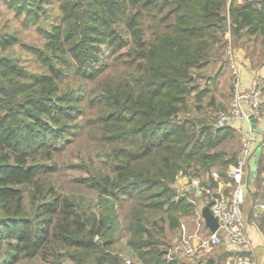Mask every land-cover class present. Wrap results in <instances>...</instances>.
I'll return each mask as SVG.
<instances>
[{"label":"trees","instance_id":"trees-1","mask_svg":"<svg viewBox=\"0 0 264 264\" xmlns=\"http://www.w3.org/2000/svg\"><path fill=\"white\" fill-rule=\"evenodd\" d=\"M44 1L49 0L35 2L36 13L44 11ZM58 1L61 22L43 29V50L55 58L66 56V71L50 62L44 72L33 74L0 55V204L5 208L0 216V254L5 257L0 264L32 257L53 264L66 258L71 264H125L111 249L119 222L116 200L123 196L135 202L127 243L139 263L181 264L164 258L165 240L149 230L147 211L169 213L168 228H177L179 217L193 211L185 194H175L177 177L195 176L189 169L198 164L208 170L202 184L214 188L212 170L226 178V168L235 164L234 150L220 163L222 152L210 150L234 127L215 126L200 105L192 110L188 99L208 91L203 86L193 93L196 79L205 78L201 70L222 56L226 14L230 35L254 36L264 48V0ZM15 41L4 34L0 47ZM101 45L111 54L118 52L110 68L122 67L117 76L108 74L100 96L101 135L119 143L113 178L98 180L102 194L96 212L79 210L74 197L52 188L44 195L39 187L32 191V208L27 210L21 186L37 184L38 173L53 169L44 161L68 132L61 118L79 110L77 89L62 90L58 84L70 74L94 76L106 65L96 63ZM43 59L48 60L45 54ZM217 163L224 168L221 173ZM259 221L262 226L264 218Z\"/></svg>","mask_w":264,"mask_h":264},{"label":"rangeland","instance_id":"rangeland-1","mask_svg":"<svg viewBox=\"0 0 264 264\" xmlns=\"http://www.w3.org/2000/svg\"><path fill=\"white\" fill-rule=\"evenodd\" d=\"M241 0H233L240 2ZM37 0H0V38L5 35H13L16 38L15 43L4 48L0 47V55H6L13 60L23 65L26 70L31 73H40L46 70L48 63H55L63 68L64 58L66 56L55 58L51 53L43 50L46 36L43 29H51L55 23L61 22V12L59 10L58 0H49L42 2L41 8L43 12H37L34 9ZM29 10V11H28ZM227 18L226 43L221 49L222 56L214 62L209 63L201 70L206 78H197V90L208 87V91L201 95L198 99L189 97L188 102L193 109L196 103L202 107L201 113L209 119V122L214 121L215 114L220 109L227 108L233 97V88L231 85V62L236 63L238 68L240 64L245 62L248 69H256L264 62V48L260 42L254 39V36L242 34L240 37H234L228 33L229 18ZM231 51V57L228 58L226 51ZM122 50V49H121ZM241 52V53H240ZM110 53L109 49L101 45V49L97 54V64L105 63L98 72L92 77H75L72 74L62 77L58 84L59 89L75 88L80 96L78 103L79 110L72 113L73 117L63 116L61 122L67 124V133L64 138L59 140V147L52 152V158L46 162L53 169L43 171L37 175V184H25L21 188L24 191L25 208L31 210V194L32 191L41 189L42 194L48 195V188H52L57 193L67 194L75 198L79 210L88 212L97 211L99 204L100 186L98 180L104 175L113 178V167L118 163L119 157L115 155V148L119 146L116 140L105 139L100 131V116L101 110L104 108L101 97V87L108 74L117 76V72L121 71V64L116 68H110L112 59L117 55ZM46 55L48 60L44 61L43 55ZM241 58V59H240ZM100 64V65H99ZM97 66V65H96ZM220 66V67H219ZM219 68V69H218ZM63 70H67L63 68ZM218 70V71H217ZM264 74V71L262 70ZM257 83V82H256ZM258 84V83H257ZM260 84V83H259ZM258 84V85H259ZM260 86V85H259ZM61 92L60 90L58 91ZM261 92L264 96V85L261 87ZM192 93V94H193ZM264 114V102L260 109V115ZM259 120V118H258ZM235 125V124H234ZM233 127V125H230ZM73 128V129H72ZM241 133L238 127L234 131L227 132L226 137L217 148L222 152L219 156V163L224 156H227L230 150H238L241 145ZM262 153L258 159V165L261 164V174L264 175V146ZM224 152V153H223ZM224 168L217 163V173H221ZM196 171L193 177H199L202 182H205L208 177V170L204 167H199L194 164L193 169H189V173ZM219 176V175H218ZM185 177L187 184L182 186L177 179ZM192 177L180 174L172 184L175 194L188 195L194 199V207L198 204L203 205L209 198L205 194H189V182ZM207 182V181H206ZM258 182V181H257ZM261 188H258L259 196H264V181L261 183ZM230 190L232 187H229ZM105 190L108 188L105 186ZM31 191V192H30ZM38 191V190H37ZM36 191V192H37ZM40 196L39 194H37ZM177 198V197H174ZM134 200L123 196L116 200V211L118 213V224L115 226L113 233V243L111 249L119 254L124 260L128 258L133 262L139 263L136 250L128 245L127 239L130 236L129 231V214L130 208L134 205ZM244 203V202H243ZM3 205L0 204V216L4 211ZM162 210L147 211V226L149 230L155 232L157 238H163L165 244L162 247L168 248L172 243V236L175 234L176 227L168 228L169 219ZM33 216V213H31ZM196 217L194 214H187L180 218L189 228H193ZM155 224V225H154ZM196 224V223H195ZM162 226V227H160ZM158 227V228H157ZM157 229V231H156ZM214 247L209 251L201 253L209 254L216 250ZM198 254L197 258L187 259L184 264H195L196 261L203 255ZM1 258L5 255L0 254ZM200 260V259H199ZM13 264H53L50 260L44 261L38 257L20 259ZM62 264H71L69 258L62 259ZM140 264V263H139Z\"/></svg>","mask_w":264,"mask_h":264},{"label":"built area","instance_id":"built-area-1","mask_svg":"<svg viewBox=\"0 0 264 264\" xmlns=\"http://www.w3.org/2000/svg\"><path fill=\"white\" fill-rule=\"evenodd\" d=\"M228 58L231 51H226ZM231 85L233 97L230 105L225 109H220L214 117V125H237L241 133V145L238 149L236 162L231 166L230 177L234 184L230 193L224 195L221 191H215L208 185H203L199 177H192L189 182V190L198 194L209 196V209L216 217L218 227L215 231H209L203 225L205 232L200 227L192 233H187L184 224H181V232L176 241L165 249L164 258L168 261L174 260L178 256L195 258L202 251H209L221 244H228L234 250V264H256L252 256V246L245 231L243 223V202L244 192L241 186V177L246 165L250 163L252 156L253 140L251 138L252 128L250 127L248 116L253 113L257 118L260 116V109L264 102L261 87L255 82L243 87L241 83L239 68L236 63L231 62ZM245 124L248 125V129ZM259 146H264V136H262ZM214 178H218L216 170H212ZM254 205L264 209V198L256 197ZM200 218V216H199ZM200 220L203 223L202 218ZM201 224V225H202ZM125 264H139L125 258Z\"/></svg>","mask_w":264,"mask_h":264},{"label":"crops","instance_id":"crops-1","mask_svg":"<svg viewBox=\"0 0 264 264\" xmlns=\"http://www.w3.org/2000/svg\"><path fill=\"white\" fill-rule=\"evenodd\" d=\"M262 70L264 71V62H262L261 65H259V67L256 69H248L245 65V62H243V64L241 63L239 67V73L242 86L246 87L257 82L258 84L260 83L259 85L260 87H262L264 85V74L262 73ZM259 121L264 125V114H261L259 116ZM245 126L248 129V125L245 124ZM233 127L237 128V125H234ZM263 132L264 130H252L251 132V138L253 140L252 156L250 163L244 168L240 181L244 192L243 223L245 231L251 242L252 256L255 259L256 264H264V224L262 226L259 225V219L261 217L264 218L262 215L264 209L254 205V200L256 197L264 198V196H259V194L257 193L259 190L258 188H261V183L264 181V175L261 174V168L259 169V166H257L259 156L262 153V148L259 146V142L263 136ZM237 152L238 150H234L233 155L237 156ZM232 165L233 164H230L226 168V178L218 176V178L216 179V187H214L215 191H221L224 195H228L230 193L229 187H232L234 184L233 179H231L229 175ZM177 180L181 182L182 186L187 184V180L185 177ZM188 193L195 194L196 192H194L193 190H189ZM205 197L208 198L207 195H205ZM186 198L189 202H191L192 205H194V199L189 198L188 195L186 196ZM201 206V204H198L196 207L193 206V211L189 213L194 214V216L196 217V224L193 223V228L190 229L187 224L180 220L182 216L187 214L181 215L179 217V226L176 228L175 234L171 237L172 243L177 240L181 232V224H184L187 233H192L198 227H200L201 230L205 232V230L203 229L204 224H202V221L200 220ZM216 248V250L210 252L209 254L201 253V255H204L200 257V260L198 259L195 264H234V250L232 249V246H229L226 243L218 245L216 246ZM175 259H178L181 264H184L186 260L190 258L178 256Z\"/></svg>","mask_w":264,"mask_h":264},{"label":"water","instance_id":"water-1","mask_svg":"<svg viewBox=\"0 0 264 264\" xmlns=\"http://www.w3.org/2000/svg\"><path fill=\"white\" fill-rule=\"evenodd\" d=\"M148 0H145L147 2ZM224 29H227V21L223 20L222 22ZM250 127L256 131H263L264 125L258 120V118L253 114L248 116ZM200 215L203 220L204 225L208 228L209 231H215L218 227V222L216 217L212 214L209 209V202H205L200 208Z\"/></svg>","mask_w":264,"mask_h":264}]
</instances>
